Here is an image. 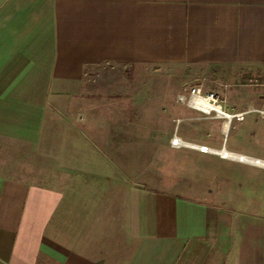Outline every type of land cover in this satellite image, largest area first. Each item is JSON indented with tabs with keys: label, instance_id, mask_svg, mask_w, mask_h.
I'll return each mask as SVG.
<instances>
[{
	"label": "crops",
	"instance_id": "0c3cea01",
	"mask_svg": "<svg viewBox=\"0 0 264 264\" xmlns=\"http://www.w3.org/2000/svg\"><path fill=\"white\" fill-rule=\"evenodd\" d=\"M109 65L263 81L264 0H0V264H264V217L129 181L87 133L48 145Z\"/></svg>",
	"mask_w": 264,
	"mask_h": 264
},
{
	"label": "rangeland",
	"instance_id": "374dc122",
	"mask_svg": "<svg viewBox=\"0 0 264 264\" xmlns=\"http://www.w3.org/2000/svg\"><path fill=\"white\" fill-rule=\"evenodd\" d=\"M85 82L94 89L95 107L55 109L46 129L49 146L70 133H87L96 146L103 144L114 153L111 160L124 167L129 181L207 206L264 217V170L170 148L176 134L192 145L216 151L224 146L230 153L264 162V116L259 114L264 112V80L239 76L237 81H218L189 70L134 71L109 65L92 69ZM200 85L205 93L215 91L224 97L222 112L242 116L234 120L227 138L222 134L224 120L176 103L179 95ZM250 109L256 113L248 114Z\"/></svg>",
	"mask_w": 264,
	"mask_h": 264
},
{
	"label": "built area",
	"instance_id": "2783aa9c",
	"mask_svg": "<svg viewBox=\"0 0 264 264\" xmlns=\"http://www.w3.org/2000/svg\"><path fill=\"white\" fill-rule=\"evenodd\" d=\"M212 85H216L214 82H210ZM209 88V87H207ZM205 87L204 85L195 86L192 88L188 93L179 95L176 99V103L181 106H185L186 108L201 113L207 117H209L211 114L215 115L214 119H217V111H222L221 104L224 102L223 96L219 95V93L215 91L211 92H204ZM193 104V106H191ZM203 104H206L208 106V110L205 113H202L198 110L199 107H202ZM224 113V112H223ZM223 117H227L226 115H223ZM210 119V118H208ZM213 119V118H212ZM224 120V119H222ZM225 121V120H224ZM170 148L175 151L180 150H186V151H192L199 153L201 155L205 156H212V157H218L222 161L236 163L230 158H222L218 155V151L211 149L209 147L205 146H199V145H192L189 143L184 142L180 138L174 135V137L170 141ZM225 148L223 147L222 150ZM253 167V166H252ZM258 168V167H254ZM262 169V168H258ZM264 170V169H262Z\"/></svg>",
	"mask_w": 264,
	"mask_h": 264
},
{
	"label": "bare ground",
	"instance_id": "6f19581e",
	"mask_svg": "<svg viewBox=\"0 0 264 264\" xmlns=\"http://www.w3.org/2000/svg\"><path fill=\"white\" fill-rule=\"evenodd\" d=\"M191 106H193V104ZM198 110L202 113H205L208 110V106L206 104H203L202 107L198 108ZM216 111H217V119L216 120H222V119L225 120V123L223 125L222 134H223L224 138H227L228 132L230 131V127H231L232 123L234 122V120H238L242 116L240 115V116L235 117V116L227 115V114H225L219 110H216ZM253 113H256V111L250 109L248 114H253ZM259 114L264 116V112H260ZM223 115H226L227 117L224 118ZM180 123H182V121L178 122V124H180ZM218 155L222 158H230L231 160H233L237 164L249 165V166L264 169V162L263 161L248 158V157L238 155V154H234V153H230L226 149L218 151Z\"/></svg>",
	"mask_w": 264,
	"mask_h": 264
}]
</instances>
